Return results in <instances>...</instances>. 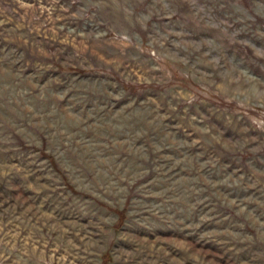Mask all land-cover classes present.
<instances>
[{"label":"rangeland","instance_id":"rangeland-1","mask_svg":"<svg viewBox=\"0 0 264 264\" xmlns=\"http://www.w3.org/2000/svg\"><path fill=\"white\" fill-rule=\"evenodd\" d=\"M0 264H264V0H0Z\"/></svg>","mask_w":264,"mask_h":264}]
</instances>
